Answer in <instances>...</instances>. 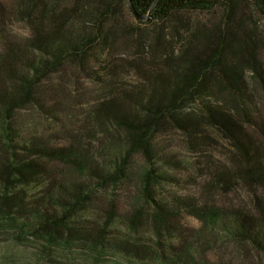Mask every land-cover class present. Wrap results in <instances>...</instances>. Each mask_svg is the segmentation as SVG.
<instances>
[{
  "label": "trees",
  "instance_id": "obj_1",
  "mask_svg": "<svg viewBox=\"0 0 264 264\" xmlns=\"http://www.w3.org/2000/svg\"><path fill=\"white\" fill-rule=\"evenodd\" d=\"M126 3L0 0V219L7 221L3 228L19 218L35 236L44 235L52 244L83 233L80 238L97 250L110 223L105 222L95 236L90 228L89 238L74 219L95 201L96 189L116 185L126 195L136 189L131 157L137 153L148 166L139 184L144 202L154 211L156 233L160 238L163 232L178 233L170 245L159 247L160 264H264V119L260 111L254 112V90L245 79L247 69L264 91L259 55L264 44L247 24L252 15L241 11L250 4L264 20V0H131L136 14L158 25L185 12L226 10L227 15L209 30L198 27L185 36L180 52L175 46L183 36L178 25L169 30L159 27L150 39L128 25ZM124 36L133 37L128 44L138 58L129 64L136 65L147 82L140 88L125 89L117 82L123 61L117 49ZM149 57L162 62V70L147 71L143 65ZM67 76L75 88L91 83L107 91L85 116L101 124L102 137L108 133L113 140L111 147L102 148L115 156L109 162L93 157L78 135L53 147L36 137L34 127L22 125L20 113L27 107L40 120L55 117L52 101L67 91ZM219 96L231 107L221 104ZM192 102L198 108L187 112ZM166 125L182 132L193 146L200 145L208 127L216 129L236 151L233 169L209 174L202 182L196 176L177 181L191 190L182 198L171 194L172 204L162 201L155 190L166 179L155 168L151 141ZM112 129L121 136L113 135ZM59 178L64 181L57 182ZM227 192L232 193L230 199ZM109 205L112 208L114 200ZM140 211L130 218L133 231L142 218ZM180 211L201 227L175 230ZM69 222L75 227H67ZM127 248L137 256L146 253L143 244ZM196 253L215 260L204 262L195 258Z\"/></svg>",
  "mask_w": 264,
  "mask_h": 264
},
{
  "label": "rangeland",
  "instance_id": "obj_2",
  "mask_svg": "<svg viewBox=\"0 0 264 264\" xmlns=\"http://www.w3.org/2000/svg\"><path fill=\"white\" fill-rule=\"evenodd\" d=\"M246 7V11L243 9L241 11L252 15V21H247V24L255 32V36H259L258 38L264 44V20L250 4H247ZM123 12L127 17L128 25L130 24L135 29L137 28L138 33L146 35L150 39L153 36L155 37L159 27L165 26L169 30L172 26L178 25L179 32L183 36L179 38L176 45L174 44L177 52L182 50L185 36L193 35L194 30L198 27L209 30L213 24L220 23L224 16L227 15L226 10L221 8L208 12H185L174 18L175 20L158 25L150 17L144 18L143 22L140 23L139 18L132 13L127 3L123 7ZM15 30L16 34L20 32L19 27H16ZM167 36H171L169 31ZM132 38V36H129V38L124 36L120 39V45L117 49V53L121 54L119 58L123 60L120 61L121 66L116 71L117 82L122 85L121 87L124 85L125 89L140 88L143 85H147V82H143L141 71L138 67L136 68V65L132 66L129 64V62H134L138 59L134 52L136 49L128 44V40ZM259 55L264 66V47H262ZM143 67L147 71H151L153 68L160 70L163 68L162 62H152L150 57ZM69 74L71 75V73ZM68 76L66 77L68 79H65L64 82L67 86V91L62 93V97L59 100H56V102L52 101L53 106L57 107L55 117H51L49 120H40L37 114L27 107L22 109L20 113V119L24 122L22 125L29 126L30 130L34 127L35 131L33 133L36 134V137L53 147L63 146L68 141H71L72 136L78 135L82 139L81 145L85 149L90 150L93 157L98 160L102 157L103 162H109L115 156H111L110 149L102 151V148L111 147L110 144L113 140L108 133H106L107 136L102 137L104 134H101L103 129L100 126L101 124L99 125V122L93 117L85 116L93 110V103L97 102L107 91L91 83H80L81 87L75 88L71 85ZM245 79L249 88L254 90V98L257 103L256 107H254V112L260 111L264 119L263 88H261V84H257L253 73L247 69L245 71ZM218 98L220 103H224L226 108L231 107L225 97L219 96ZM197 108L198 106L192 102L188 104L186 111L193 112ZM82 119L84 124H82ZM111 131L113 135L121 136L115 129ZM151 144L155 168L158 169L159 173L162 172L165 176L164 179H166L155 190V194L162 201H166L167 204H172L170 201L171 194L182 198L181 196L185 194V191L191 190V187L186 189V187L182 186V183L179 184L177 181L181 182L186 178L196 176L195 178L202 182L209 177V174H216L215 172L219 170L233 169L232 155H235L236 151L232 149L227 141L221 138V134L216 129L208 127L206 137L200 141V145L193 146V144H189L186 141V137L182 132L175 131L172 127L166 125L161 132L155 135ZM131 161L137 174L134 177V187L136 189H132V193L130 192L129 195L122 193L121 188L116 185L96 189L94 191L95 201L89 204L87 210L79 213V216L74 219L77 227L81 228V232L85 231L89 238H93V235L95 236V233L99 232V228L105 222L107 224L110 223L105 234L106 240L102 245L95 247L97 250L91 249L93 245L89 243V240L80 238L83 233L76 235V239H63L61 243L52 244L45 239L44 235L35 236V231L28 229L23 224L22 219L12 220L11 226L6 228L3 227L6 226L5 222L7 221L0 219V264H160L162 250L159 247L170 245L171 241L169 240L178 238V233L177 231H173V234L163 232L162 238L158 236L160 234L156 233L152 221L154 211L150 206L151 204L144 202L145 199L139 184L143 172L148 168L145 157L135 153L132 155ZM206 166L211 168V170L206 171ZM71 179L73 178L68 181L71 182ZM62 180L59 178L57 182H62ZM35 191L37 189L32 190V192ZM217 193L219 195V192ZM226 195L230 199L232 193L228 194L227 192ZM111 200H114L112 208L109 205ZM226 201L227 199H225ZM228 203L229 201L226 204ZM139 209L141 210L142 218L135 227V231H133L130 228V218ZM180 213L181 215L177 217L174 225L175 228L176 226L178 227L179 232L182 230L185 232L197 231L201 227L200 222L186 211H180ZM71 226L75 227L72 222H69L67 227ZM90 228H92L93 235L89 231ZM17 237L19 238L18 240ZM129 244L145 245L146 253L139 252L140 255L138 256L135 255L136 252L130 254L127 248ZM194 256L195 258H201L204 262L215 260L212 258L213 256L208 258L199 257L197 253Z\"/></svg>",
  "mask_w": 264,
  "mask_h": 264
},
{
  "label": "water",
  "instance_id": "obj_3",
  "mask_svg": "<svg viewBox=\"0 0 264 264\" xmlns=\"http://www.w3.org/2000/svg\"><path fill=\"white\" fill-rule=\"evenodd\" d=\"M128 5L130 7V10L132 11V13L139 19H144L145 17H141L139 16L138 14L135 13L134 9H133V6H132V3H131V0H128Z\"/></svg>",
  "mask_w": 264,
  "mask_h": 264
}]
</instances>
